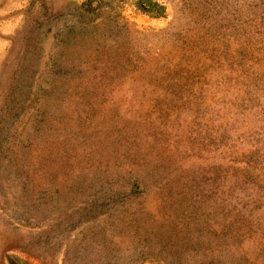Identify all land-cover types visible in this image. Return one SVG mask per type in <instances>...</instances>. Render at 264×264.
Wrapping results in <instances>:
<instances>
[{
	"label": "rangeland",
	"instance_id": "374dc122",
	"mask_svg": "<svg viewBox=\"0 0 264 264\" xmlns=\"http://www.w3.org/2000/svg\"><path fill=\"white\" fill-rule=\"evenodd\" d=\"M0 264H264V0H0Z\"/></svg>",
	"mask_w": 264,
	"mask_h": 264
}]
</instances>
